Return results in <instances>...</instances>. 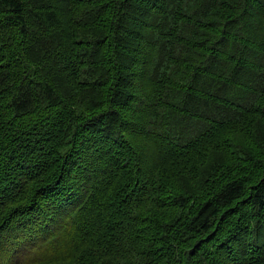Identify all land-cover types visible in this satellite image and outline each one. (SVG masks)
I'll list each match as a JSON object with an SVG mask.
<instances>
[{"label": "trees", "instance_id": "obj_1", "mask_svg": "<svg viewBox=\"0 0 264 264\" xmlns=\"http://www.w3.org/2000/svg\"><path fill=\"white\" fill-rule=\"evenodd\" d=\"M0 264H264V0H0Z\"/></svg>", "mask_w": 264, "mask_h": 264}, {"label": "bare ground", "instance_id": "obj_2", "mask_svg": "<svg viewBox=\"0 0 264 264\" xmlns=\"http://www.w3.org/2000/svg\"><path fill=\"white\" fill-rule=\"evenodd\" d=\"M122 208H124L123 205H122ZM125 208L127 209V207H125ZM124 210H125V209H123V211H124ZM47 213H48V212H47ZM53 214H54V213H53ZM54 215H55V214H54ZM44 219H45V218H44ZM46 220H47V219H46Z\"/></svg>", "mask_w": 264, "mask_h": 264}]
</instances>
